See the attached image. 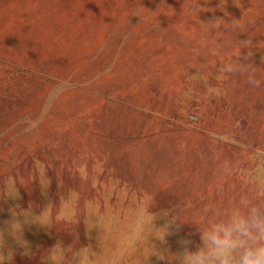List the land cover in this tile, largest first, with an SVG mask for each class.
I'll list each match as a JSON object with an SVG mask.
<instances>
[{"label":"rangeland","instance_id":"1","mask_svg":"<svg viewBox=\"0 0 264 264\" xmlns=\"http://www.w3.org/2000/svg\"><path fill=\"white\" fill-rule=\"evenodd\" d=\"M262 186L264 0H0L10 264H177Z\"/></svg>","mask_w":264,"mask_h":264},{"label":"clouds","instance_id":"2","mask_svg":"<svg viewBox=\"0 0 264 264\" xmlns=\"http://www.w3.org/2000/svg\"><path fill=\"white\" fill-rule=\"evenodd\" d=\"M227 72L237 69L226 66ZM249 83L256 84L250 80ZM164 227L157 229L165 237L178 231L181 221L179 214L167 216ZM200 243L192 250V241L184 238L178 241L181 251L176 254L177 264H264V186L249 197L242 195L231 206H221L212 212L207 220L197 225ZM11 251L5 255L0 248V261L10 264Z\"/></svg>","mask_w":264,"mask_h":264}]
</instances>
